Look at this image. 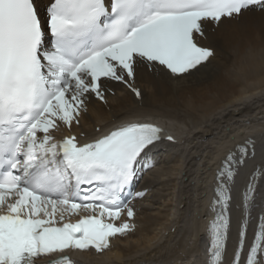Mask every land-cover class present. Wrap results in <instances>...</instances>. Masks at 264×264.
Instances as JSON below:
<instances>
[{
	"label": "snow or ice",
	"instance_id": "1",
	"mask_svg": "<svg viewBox=\"0 0 264 264\" xmlns=\"http://www.w3.org/2000/svg\"><path fill=\"white\" fill-rule=\"evenodd\" d=\"M255 9L264 12V0H48L43 13L38 0H0V264H37L53 254L55 264H72L66 252H102L130 231L128 221L111 222L127 207L119 194L161 129L126 122L84 143L75 135L56 140L52 131L79 126L93 96L105 101L109 82L139 97L138 67L191 75L214 56L198 43L204 26ZM246 155L229 153L217 172L219 210L205 264H223L228 184ZM66 214L79 219L65 221ZM239 237L232 264H264V219L246 258L243 230Z\"/></svg>",
	"mask_w": 264,
	"mask_h": 264
},
{
	"label": "bare ground",
	"instance_id": "2",
	"mask_svg": "<svg viewBox=\"0 0 264 264\" xmlns=\"http://www.w3.org/2000/svg\"><path fill=\"white\" fill-rule=\"evenodd\" d=\"M38 3L43 13L48 0ZM204 27L199 41L214 48V56L191 75L175 79L138 67L132 83L139 97L126 85L109 82L105 101L93 96L79 126L61 123L52 131L54 138L86 137L125 120L161 116L187 128L179 143L152 147L138 161L130 205L134 216L129 220L126 212L117 219L133 227L109 253L114 264L199 263L203 235L197 227L203 225L216 157L233 141L257 136L250 162L264 165V135H258L264 134V12L246 11Z\"/></svg>",
	"mask_w": 264,
	"mask_h": 264
}]
</instances>
